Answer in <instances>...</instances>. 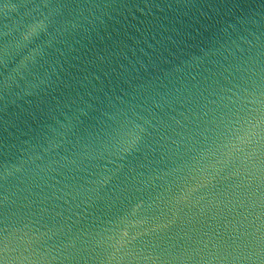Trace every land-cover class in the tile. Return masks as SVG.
<instances>
[{
  "label": "water",
  "instance_id": "water-1",
  "mask_svg": "<svg viewBox=\"0 0 264 264\" xmlns=\"http://www.w3.org/2000/svg\"><path fill=\"white\" fill-rule=\"evenodd\" d=\"M0 264H264V0H0Z\"/></svg>",
  "mask_w": 264,
  "mask_h": 264
}]
</instances>
